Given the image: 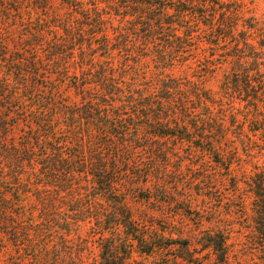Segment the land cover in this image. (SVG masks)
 I'll list each match as a JSON object with an SVG mask.
<instances>
[{"label":"trees","instance_id":"16d2710c","mask_svg":"<svg viewBox=\"0 0 264 264\" xmlns=\"http://www.w3.org/2000/svg\"><path fill=\"white\" fill-rule=\"evenodd\" d=\"M225 2L0 0V256L10 252L9 264H84L87 241L78 232L86 224L95 230V264L166 257L175 248L173 261L229 264V231H198L195 243L182 239L175 217L197 226L202 220L188 195L171 191L184 182L177 151L187 145L188 156L199 152L221 170L237 198L232 208L244 209L235 195L234 142L245 152L264 142V63L241 50L253 48L251 30L264 48V32L256 23L237 31L241 10ZM113 16L121 20L117 27ZM200 44L213 52L200 77L177 75L194 50L206 51ZM223 45H230L229 57L219 55ZM224 62L232 68L220 91L242 109L241 122L230 115L235 133L203 84ZM133 149L149 155L143 167ZM172 160L178 165L171 170ZM244 182L264 262V168L253 166ZM136 186L140 202L175 209L167 228L129 210Z\"/></svg>","mask_w":264,"mask_h":264},{"label":"rangeland","instance_id":"374dc122","mask_svg":"<svg viewBox=\"0 0 264 264\" xmlns=\"http://www.w3.org/2000/svg\"><path fill=\"white\" fill-rule=\"evenodd\" d=\"M225 3L237 5L241 10V14L237 21L239 23L237 31H242L241 24L247 26L249 23H256L255 27L260 28L261 32H264V0H225ZM57 5V2H55ZM43 13V12H42ZM44 14V13H43ZM113 18V26H119L121 21L118 17ZM121 23V25H123ZM199 39H202V33L198 31ZM251 36L254 38L252 41H249L248 45L253 46V48H244L241 50L245 55H252L254 53L257 55V61L259 63H264V48H260L256 41L257 32L251 30ZM201 37V38H200ZM202 48H206L207 57H204L203 53L199 51L193 52V60L191 65L186 68L185 66L177 69L176 74L181 75L183 72L191 76L192 79L197 80L200 77L202 71L204 70L207 63L210 62L211 54H213L211 47L207 45L200 44ZM230 45H223L219 55H230ZM210 54V55H209ZM220 58L217 57L216 63H220ZM249 61V60H248ZM149 69L153 70L152 64H147ZM146 66V67H147ZM219 67L212 76H209L204 79V87L209 90L213 98L217 101L220 100L222 103V108L225 110L223 116L224 124L229 131L235 133L234 125L236 122L242 121V112L241 104L235 101L233 104H230L227 98L220 91V83L230 69L232 65L229 63L218 64ZM155 71V70H154ZM232 106V107H230ZM217 109V108H215ZM230 115H234L235 118L231 119ZM21 117V116H20ZM21 123H24V120L21 119ZM233 122V124H232ZM233 127V128H232ZM230 134V133H229ZM234 135V134H231ZM230 135V136H231ZM231 139V138H230ZM232 140V139H231ZM235 140V139H234ZM263 139H259L257 147L253 148L252 152H245L241 144L235 140V147H237L238 155L236 157L234 175L239 179L238 185L240 190L237 191L235 195L241 194L243 198V207L244 209H233L232 205L234 204L235 196H232V187L229 181H224L222 179V172L220 169L213 166L214 164L209 163V159H203L201 153L195 152L192 157L188 156L190 153V148L187 145L180 147L177 151L178 155L181 156L183 160L182 164L179 165L180 172V182L178 188L172 186L171 191L178 192L179 195H188L190 198V211H192L195 217L201 218L202 222L197 226L194 221L187 218L175 217L174 224L178 229H182V239H191L192 243H195V237H200L198 231H216V230H227L229 231V240L228 244L230 245V260L229 264H264L261 259V253L258 249L257 242L254 235V223L252 221V209H250V198L247 185L245 184L248 180V177L252 174V167H258L259 169L264 168V151L260 150L264 147ZM134 162L141 165V163H147L149 155L147 152H144L139 149H133ZM207 162L204 164V162ZM204 164V168H198V165ZM171 170L177 167V163L172 160L170 164ZM176 169V168H175ZM207 177H210L207 179ZM143 181V180H141ZM155 182V179L152 180ZM188 181V183H185ZM215 183V185L213 184ZM209 187L212 190H209ZM141 187L136 186L134 192H131L128 201L129 210L135 216L149 225L150 223L154 224L156 227L167 228V223H169V217H171L175 209H154V206L150 203L140 202L138 197H140ZM207 196H202L206 195ZM210 196V197H209ZM221 198V199H220ZM223 200V201H222ZM219 201H222L219 203ZM232 208V209H230ZM229 210L231 212H229ZM240 211V212H239ZM95 230L86 224L80 231L78 235L87 241V248L83 252V261L84 264H95V257L97 254L96 248V239L92 238ZM176 237V236H174ZM180 252L176 250H170L165 252L166 257L172 260L171 264H187L185 261L180 259L174 260ZM13 255H10V252L5 255L0 256V264H9L10 259L13 258ZM166 257H163L159 254H153L151 256H137L133 255L132 259L128 264H164L167 260ZM206 253H204L203 259H207ZM68 264H80L75 262H69Z\"/></svg>","mask_w":264,"mask_h":264}]
</instances>
